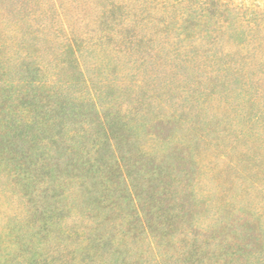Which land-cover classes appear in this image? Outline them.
Wrapping results in <instances>:
<instances>
[{"label": "rangeland", "instance_id": "374dc122", "mask_svg": "<svg viewBox=\"0 0 264 264\" xmlns=\"http://www.w3.org/2000/svg\"><path fill=\"white\" fill-rule=\"evenodd\" d=\"M112 1L61 0L64 20L95 38ZM66 33L51 0H0V264H191L209 239L197 225L264 246V63H247V40L228 50L204 26L148 49L90 38L78 70ZM37 55L57 75L24 103L30 122L14 102Z\"/></svg>", "mask_w": 264, "mask_h": 264}, {"label": "trees", "instance_id": "16d2710c", "mask_svg": "<svg viewBox=\"0 0 264 264\" xmlns=\"http://www.w3.org/2000/svg\"><path fill=\"white\" fill-rule=\"evenodd\" d=\"M51 1L52 7L57 11V15L63 22L64 31L67 32V39L63 44L61 54L69 52L74 57L71 60L72 64L74 63V66L79 70L80 62L76 53L86 45L91 37L75 30L73 24L67 25L63 16L66 11L63 10L64 6H62L61 0ZM105 14L107 21L101 27L100 34L95 38H91L95 39L98 44L129 46L135 43L148 49L160 37L184 32L186 28L191 26H204L214 38L227 40L225 47L228 50L235 47L230 42V38L235 35L244 37L247 42L242 44L241 41L238 46L249 52L248 56L250 57L247 63L250 66L264 63V7L254 12L253 6H245L243 3H239L238 0H115L106 8ZM37 57L38 59L32 58L31 62L38 79L30 82L26 90L20 89L14 102L20 108L25 107L30 122H32L33 109L30 105H24V103H27L26 101L36 94L35 90L40 87L38 84L48 87V89L53 88L57 75L55 71L50 75L48 65L40 60L41 56L37 55ZM24 60L26 59L24 58ZM53 61L54 57L49 60L50 66ZM60 64L63 68L68 65L63 60ZM5 66L4 61L1 63V68ZM3 109L4 106L1 105L0 116ZM184 213L181 211L178 215L182 216ZM249 216L247 214H243L242 217L237 215V222L245 225L247 222L244 218ZM173 217H177L175 219L180 218L178 216ZM164 219H167L168 224H170L174 218L172 219L167 215ZM157 220L161 221V217H157ZM152 222L150 214L145 213V227L154 235L156 224L154 225ZM223 224L226 225L225 222ZM236 224L239 225V223L233 222L232 226H236ZM214 226H216L214 229L211 228L212 225L209 226L210 228L202 225L196 226L199 236L205 235L209 230L207 233L209 239L201 241L199 238L195 241L193 244L195 258H193L191 264H264V246L260 239L262 232L252 231L244 236L240 235L239 238L228 239L224 229L221 230L217 225ZM235 230V228L231 229L229 233H234ZM151 243H154V240ZM209 243H212V248H205L208 247ZM21 256L20 254L16 255L15 263H12L10 259L8 264L38 263L36 258H31L28 262L23 263L21 261L23 259H20ZM67 263L66 260L64 262L60 261V264Z\"/></svg>", "mask_w": 264, "mask_h": 264}]
</instances>
